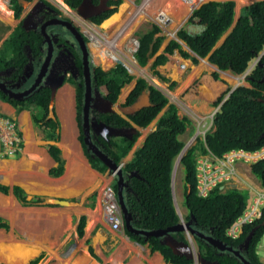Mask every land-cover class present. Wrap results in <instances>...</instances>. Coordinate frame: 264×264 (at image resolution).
Returning <instances> with one entry per match:
<instances>
[{
	"label": "trees",
	"instance_id": "16d2710c",
	"mask_svg": "<svg viewBox=\"0 0 264 264\" xmlns=\"http://www.w3.org/2000/svg\"><path fill=\"white\" fill-rule=\"evenodd\" d=\"M80 1L66 0L71 7L77 6ZM120 2L121 0H107L108 4L114 6L93 16L92 21L96 24L101 22L116 10ZM234 2V0H208L201 3L192 10L186 23L177 30L176 35L184 40L197 55L208 54L209 60L219 68L241 74L245 71L249 60L264 47V0H254L244 6L224 40L212 49L219 37L231 25ZM14 8L18 15L21 7L17 0H14ZM188 25L198 26V29L187 28ZM24 36L31 39L32 46L40 38V34L35 32L24 35V30L18 28L12 40L15 44L17 40L20 43ZM137 38L139 45L135 50V58L140 65H144L148 58L158 51L165 34L161 33L157 23L151 22L145 31L138 32ZM175 48L183 57H190L193 62L198 61V57L183 49L181 43L175 38L169 39L164 51L171 53ZM19 50L20 52L18 51L10 61L4 62L16 61L15 74L19 73L25 61V54L21 49ZM166 59L167 55L164 52L158 53L150 65L151 68H155ZM1 62L3 60L0 58ZM95 72L98 82L106 84L107 96L113 101L117 98L120 88L134 77L121 63L115 64L108 70L98 66ZM153 72L160 79L168 80L158 70L153 69ZM246 81L249 85L239 84L230 90L231 85L225 79L221 78L217 72H211L204 78L196 79L181 94L184 100H188L201 112L211 111L220 104L214 115V129L206 133V146L201 139H198L187 148L180 159L184 166V203L189 211L186 217L189 218L192 214V226L198 231L193 235V241L200 256L216 264L244 263L234 252L213 245L206 235L220 238L226 245L239 247L241 254L250 262L264 264L257 247L264 234V208L260 216L243 224L239 235L233 238L226 234V229L245 208L246 189L233 187L222 190L218 185L205 196H200L196 192L195 152L197 149L201 152H207L209 149L211 153L221 155L230 148L255 150L264 145V52L247 74ZM174 84L175 81L171 80L168 86L172 87ZM143 90L149 91L151 104L141 107L128 115V118L119 113H109L101 117L107 124L115 127H129L131 122L146 126L166 106L164 113L157 120L156 128L147 134L143 144L134 151L129 161L123 162L121 168L127 183L124 202L130 213L131 225L141 229L167 228L173 226L179 219L172 205L169 183L172 161L184 143L178 135L185 130L190 119L186 116L180 117L174 102H169L168 97L157 86L141 76L136 78L135 85L126 97V103L134 101ZM0 97L5 99L3 95ZM78 97H81V93ZM9 101L17 111L30 107L28 101L17 99ZM29 101L35 104L30 107L34 125L44 132L46 139L57 141L60 137V122L55 112L52 116L49 115L48 87H42L33 93ZM138 134L136 130L131 137H122L119 140L111 138L110 144L101 138L102 143L97 144L113 161L120 163ZM79 139L82 141L83 151L90 165L101 172L105 171L106 164L86 149L82 134ZM46 148L57 162L49 168V174L58 176L63 172L65 162L61 148L56 143H47ZM132 171H137L138 175L131 174ZM251 171L261 184H264V156L251 163ZM0 191L3 193L11 191L23 205H35L42 201L39 194L29 196L18 184L10 186L0 182ZM84 219L85 216L82 215L78 225L79 234L83 232ZM256 225L248 246H242L244 239ZM0 226L8 228L9 224L0 217ZM169 233L179 240L186 241L184 233L180 230H170ZM130 235L140 241L148 240L151 248L159 249L168 261L176 264H195L194 258L174 253L168 245L161 243L157 236L145 237L140 233H130ZM37 258L27 264L35 263Z\"/></svg>",
	"mask_w": 264,
	"mask_h": 264
},
{
	"label": "crops",
	"instance_id": "0c3cea01",
	"mask_svg": "<svg viewBox=\"0 0 264 264\" xmlns=\"http://www.w3.org/2000/svg\"><path fill=\"white\" fill-rule=\"evenodd\" d=\"M38 1L39 0H17V2L20 4L21 7L20 12L17 15L15 13L14 0H0V58L3 60V62L0 63V68L6 67L10 64L13 65V63H15L16 61L8 62V63H4V62L10 61L18 51L20 52L19 49H21L22 52L25 54V61H26L27 54L25 49L27 46L31 48L33 47L31 44V39L27 38L26 36L23 37L20 43H18L19 40L17 39H16L17 43L16 44L14 43L12 39L15 34V31L18 28L24 30V35H26L28 32L29 35L33 32L41 35L40 32L33 29L27 30L22 25L26 16L29 15L28 13L31 11L32 7ZM41 1L42 2L52 1L55 4L62 6L63 13L65 14L72 13L71 15L75 14L73 13L75 9H73V7H71L64 0H41ZM137 1L138 0H121L119 5L120 4L121 6L122 4L124 5L123 8L120 7L121 9H119V11H122L121 19L117 22H113L109 26L104 25L102 27L101 26L102 24L100 23L102 22V20L107 19L112 13H115L117 10L113 11L109 16L105 17L104 19L101 20V22L97 24L92 21L82 20V23H84L85 25L84 28L83 27L82 28L85 29L86 31L88 30L93 31V30H97L95 27L97 25L100 26V29L103 32H105L107 35L109 36L113 35L116 32V30L122 25V23L128 18L130 12L133 10ZM205 1L208 0H192L191 3L184 0H155V4L152 6V11L155 12L153 19L155 18V15L158 10H163L165 15L167 16V24H170L171 26V21L175 19L178 20V22L174 24L175 26L174 25L171 26L174 30V35H172L173 37L171 38L177 39L181 43L183 49L187 50L189 53L193 55H196L198 57V61L193 62L190 57H183L177 48H175L171 53H166L164 51V47L171 38H168V40L164 38L163 42L165 43H163V47L160 50V52L157 51L155 55L152 56L153 58L151 57H150L151 59L148 58L146 64H144V65L148 64L149 67L151 68L150 65L158 53L164 52L167 55V59L163 63H160L156 65L155 68H151V69L152 71L153 69H156L162 75L166 76L168 78V80H165L166 82H168L167 85H169V82L171 80L175 81L174 86L172 87L167 86L172 90L171 97L166 95V92L163 90V87L160 86L157 87L168 97L169 102H174V104L177 106V114L180 117L186 116L190 119V123L186 125L185 130L178 135V137L183 142L186 136H188V138L185 139V144L183 143L182 148L180 149V151L177 153V155L172 161L171 177L169 183L172 205L178 215L179 218L178 221H181V223L184 226V228L180 231L184 233L186 240H187L186 233L187 234L189 233L186 232L185 224L189 219H191L190 224L192 225L193 217L192 214H190L189 218L186 217L188 216L189 211L184 203V196H185L184 166L180 159L182 155L185 154L187 148L192 144H194L198 139H201L204 142V146H206L205 136L208 131L214 129V115L215 112L218 110L220 104L216 105L213 109H211V111L207 110L205 112H201L193 105H191L188 102V100H184L181 97V94L196 79L204 78L205 76L209 75L211 72H217L221 78L225 79L231 85L230 90H232L233 87L239 84L249 85V82L246 81V76L257 63L255 62L257 56L261 57V55L264 52V47H263L262 50H260V52L256 56H254L252 59L249 60L245 71L241 74H236L229 69L219 68L215 63L209 60L208 54L206 56H199L194 51H192L190 47L186 44V42L180 39L176 35V33L177 30L186 23L187 18L191 14L192 10ZM234 1L235 2L233 8V19L231 25L219 37V39L216 41L212 49L217 45H219L224 40L225 36L234 26L237 18L241 14L243 7L254 0H240L241 4L239 7L237 6L238 0H234ZM95 3H97V1ZM110 6H114V5H110ZM75 18H77L76 15ZM141 18L139 16L137 19H141ZM153 19L151 18L147 20H152L155 23H157ZM157 24L160 25L159 23ZM188 27L193 29H198V26L195 25H188L187 28ZM129 31L130 29L127 30L126 36L124 35L122 38L124 37L126 38L129 34ZM161 33L164 34L162 32V28H161ZM125 42L126 41H124L122 44H124ZM54 44H56V42ZM44 46L45 44H43V47ZM24 62H23V66H24ZM102 69L105 70V68L103 67ZM15 71L16 70H14V72ZM21 71L22 68L20 69L19 73ZM241 75H243V78ZM157 78L160 79L158 76ZM64 85L63 87L69 88L67 84ZM63 87H61L60 89H63ZM120 92H121V88L117 95V98L113 101V104L118 103ZM145 92H148L149 94L148 90H145ZM62 94L63 93H61V95ZM70 94L72 95L71 91ZM64 96H61L59 98L61 99ZM72 99H73V95H72ZM176 100L187 106L185 108L186 112L184 111L183 113V110L181 109L180 105L177 104ZM69 104L71 109L70 117L72 115V119L70 118V122L72 125L71 134H69V131L65 130V125H63L64 122L62 123V121H61L62 124L61 137H59L57 141L46 139L44 137V132L40 130L42 132V137L44 138V140H46L45 143L43 144L39 141V138L37 139L32 133V136L30 138L31 141L29 139V141L26 142V139H24V143H23L24 148H22L23 151L18 153L19 155L17 156V158H7L6 164L4 163L5 161L1 163V167L3 168L5 173L7 172V175H9L14 171V169L7 167L6 165L8 164V166L9 165L13 166V164H16V162L21 159L20 160L21 164L25 165L28 168L25 170V173L27 175L26 181L30 186L28 185L24 186L19 181H11V183H9L8 181H4L1 183H5L10 186L13 184H18L21 187H23V189L26 192L28 190L35 192H40L39 190H42L41 191L42 193H34V194H39L42 197V201H43V195L46 194L48 195L47 199L51 202H54V198H59V199H66L69 201V203L66 204V203L54 202L53 206L55 208L46 207L48 209L43 208L42 211H39L38 213L39 215L37 216H32V215L27 217L20 216L19 218L17 214H10V213L8 214L4 206V203L9 201L10 199L9 196L12 192L9 191L7 193H3L2 191H0V217L5 219L9 224L8 228L0 226V264H12L10 261L7 260L8 259L7 255L3 252L4 250L7 249V245L10 243L13 244L14 249L19 248L23 250L32 251L30 256H29V251L27 252L28 255L27 259L25 260L23 258L25 261L22 262L19 261L16 264H27L32 259H35L37 257H38L37 260L33 264H37L38 262L40 263L39 261L41 260L40 257L43 256L44 253H46L45 258L48 261V263L46 262V264H176L166 260L164 255L159 249L156 248L152 249L148 240L140 241L130 235V233H134V232L128 230L125 225L123 212L120 208L116 193L117 178L116 176H112L111 174H106L105 173L106 170L101 172L90 165V162L88 161L87 156L83 152L82 146L79 142L77 136L78 129L74 121L71 102H69ZM58 105L59 107L65 106V103L60 100ZM31 106H35V105H31ZM165 108L166 106H164L146 126H140L133 123V126H135L139 134L136 140L134 141L133 145L131 146V148L126 153V155L122 157L123 162L129 161L133 157L134 151L143 144L147 134L156 128L157 120L159 116L164 113ZM25 110L26 109H21L20 111H17L13 105L9 104L8 101L0 97V113L6 115L9 114V116L13 118H18ZM211 112H213V114L210 116ZM30 115H32V113H30ZM25 117L26 116L24 115L23 118ZM31 120L32 117L30 116V121ZM31 122L33 123V120ZM59 131H60V127H59ZM121 138L122 137L119 136L116 140H119ZM47 143H56L61 148V154L65 159L63 172L58 176H52L49 174V168L56 165L57 162L48 152L46 148ZM30 146L31 149H29ZM207 153H211V151L209 149L207 150V152H201L199 149L196 150L195 168H196L197 157L199 155L207 154ZM252 162L253 161H238L237 164H238V169L240 171V176L238 178H235L233 180H230L228 182L219 185V188L222 190L233 187L246 189L247 201L245 208L249 204L252 198L253 188L261 187L264 185L261 184L259 179L252 173L251 171ZM5 173L3 172V174ZM131 174L138 175L137 171H132ZM114 179L116 180V182H113ZM123 180L125 182L122 190L124 197L126 193L125 189L127 183L125 179ZM196 183H197V179H196ZM107 184H111L113 188L115 184L114 190L121 215V226L118 229L113 228L111 224L108 223L105 219V213L103 209L102 189ZM34 194H31L30 196ZM12 196L13 198L11 199L15 203H19V201L16 199V197L13 194ZM42 201L39 204H35V205L43 206V204H41ZM179 201H181V208L178 205ZM68 204L70 205L68 206ZM12 205L13 204H11V208L13 207ZM77 208L79 212L76 213ZM58 210H60L61 212H59ZM67 213L76 215L75 223L72 225L71 222H69L68 228H67V217H66ZM82 215L85 216L83 232L79 234L78 225ZM12 219L15 220L16 226ZM153 229H163V228H153ZM18 234L24 236L25 238L19 236ZM134 234H138V233H134ZM143 235L145 237L152 236L145 234ZM190 236H191L189 237L190 245L192 247L191 241L193 239V235ZM157 237H159L160 240L164 238V235ZM258 244L259 246L264 247L263 243L261 244L258 243ZM193 253L194 256L191 258L195 259V264L200 263L197 259V253H198L197 249H196V254L194 250ZM11 256L14 257L15 255L11 253Z\"/></svg>",
	"mask_w": 264,
	"mask_h": 264
},
{
	"label": "flooded vegetation",
	"instance_id": "af4514ba",
	"mask_svg": "<svg viewBox=\"0 0 264 264\" xmlns=\"http://www.w3.org/2000/svg\"><path fill=\"white\" fill-rule=\"evenodd\" d=\"M99 1L100 0H97V3ZM108 5L110 6L113 4ZM107 8L109 7L107 6ZM107 8L99 9V11L96 14L94 13L93 16H97L103 13ZM82 12L88 13L93 11L89 6H86ZM73 13L75 14L71 15L63 13L62 6L57 5L52 1L42 2L41 0H39L32 7L31 11L28 13L29 15L26 16L22 25L27 30L33 29L40 32V39L32 48L29 46L26 47L25 50L27 59L24 62V66L22 67V71L20 73L15 74L14 70L16 66H14V63L13 65L10 64L6 67L0 68V94L5 96L6 101H8L11 105L12 103L9 100L14 99H17L19 101L24 100L25 102L28 101L29 106L35 105L34 103L29 101L30 96L33 93L39 91V89L42 87H48L51 93L52 86H55V84L57 83V76L62 75L63 84H61V86H57V88L60 89L64 84H67L69 88L63 87V89H60L56 94L55 102L57 113L58 104L60 101L59 97L61 93L67 91L66 94L70 95L71 91L73 95V116L76 127L78 129V139L81 134L82 140L84 139V127L88 126L90 129L91 139L97 146V143H102L101 138H103L107 143L110 144L111 138L117 139L119 136L109 135L108 133H106V131H104L103 133V131L98 128L97 123H106L101 116L109 113H119L125 118H128V115L130 114L121 113L117 107V104H130L126 103V97L129 92L127 93L124 100L118 102L117 104H111V107H114L117 111L108 110L106 100L110 98L107 96L108 90L106 84L98 82V76L95 72L96 67L100 66L102 68V60L99 61L98 64L95 63V60L93 58L94 54L91 51V46L89 44V35L87 34L86 30L81 27V24L75 20V15L81 20L92 21V18L84 19L81 15L76 13V11H73ZM112 15L113 14H111L106 20H108ZM62 18L72 20L73 23L82 31V33H84V43L81 42L79 44L78 41L75 40V36L74 34H72L71 30L66 28V26L59 22L58 19ZM50 21H53V23L49 24ZM44 28L48 32L55 33L58 37V39L56 40V44L58 47L55 48V59L50 57V59L48 58V41L45 40V36L43 33ZM64 40H67V42H65ZM43 44H45L44 47ZM83 46L88 50V59L86 57V53L84 54ZM105 57L107 59L110 58L111 62L114 61L115 63L116 61L117 63H121L125 66V64L121 60H119V58L113 59L109 54H106ZM28 74L30 75L28 76ZM133 86L131 87V89L133 88ZM26 89H29L30 91L25 94L22 93ZM79 93H81L80 98L78 97ZM69 101L71 102V95ZM105 108L106 110H104ZM85 110H87L86 118L84 116ZM132 125L133 122H131V126ZM119 127L124 128L125 126ZM24 137L27 141V132L25 133V131ZM79 142L82 146V141L80 139ZM86 149L93 155H96L92 149L87 148V145ZM10 260L11 262L15 263L18 258L16 256H11Z\"/></svg>",
	"mask_w": 264,
	"mask_h": 264
},
{
	"label": "built area",
	"instance_id": "2783aa9c",
	"mask_svg": "<svg viewBox=\"0 0 264 264\" xmlns=\"http://www.w3.org/2000/svg\"><path fill=\"white\" fill-rule=\"evenodd\" d=\"M190 2L192 0H184ZM150 0H138L135 4V10L116 32L107 37L97 30H89V40L102 46L105 45L104 52L109 54L113 59L120 57L116 51L115 44L124 35L128 27L133 23L136 16L143 13L145 7ZM157 19L162 22H167V16L163 10H158ZM87 32V31H86ZM134 51L137 49L139 42L138 38L133 39ZM124 54V53H123ZM260 56H257L255 62H258ZM124 63V62H123ZM125 64V63H124ZM126 66V64H125ZM127 67V66H126ZM213 112L210 113V116ZM23 141L19 133L18 122L15 118L0 113V154L3 156H16L22 151ZM264 156V145L255 150H246L244 148H230L221 155L207 153L199 155L196 159V190L200 196L207 195L215 186L238 178L240 171L238 169V161H256ZM123 162L118 163V166L112 170L111 175L116 176ZM103 209L105 219L115 229L121 226V215L115 190L111 184H107L102 189ZM264 208V185L253 188V195L249 204L236 217V219L227 227L226 234L230 237H237L242 229L243 224L250 222L260 216Z\"/></svg>",
	"mask_w": 264,
	"mask_h": 264
},
{
	"label": "rangeland",
	"instance_id": "374dc122",
	"mask_svg": "<svg viewBox=\"0 0 264 264\" xmlns=\"http://www.w3.org/2000/svg\"><path fill=\"white\" fill-rule=\"evenodd\" d=\"M138 2V1H137ZM136 2V3H137ZM155 4V0H150V2H149V4L145 7V9H144V11H143V13H140V14H138L137 16H136V18L134 19V21H133V23L128 27V29L127 30H129L130 29V31H129V34H128V36L126 37L127 38V40H126V38L124 37V38H122L124 35L126 36V34H127V31L124 33V35L121 37V39L120 40H118L117 41V43L115 44V49H116V51H117V53L120 55V57L118 56V58H119V60H121L122 62H124L125 64H126V66H127V69L129 70V72L131 73V74H134V78L130 81V82H128V83H126L125 85H123L122 87H121V92H120V95H119V99H118V102H120V101H122V100H124L125 99V97H126V94L128 93V91L131 89V87L133 86V84H134V81H135V79H136V77L137 76H141V77H144V78H146V80L149 82V83H151V84H154L155 86H160V87H163V90L166 92V95L167 96H169V97H171V95H172V90H171V88H169V87H167L168 85V82H166L165 80H160V79H158L157 78V76L153 73V71H152V69L149 67V65L147 64V65H140L138 62H137V60H136V58H135V51H134V44H133V39H135V38H137L138 37V34H137V32H139V31H143V30H145L146 28H148L149 26H150V23H151V21L152 20H147V19H153V17H154V14H155V12H153L152 11V6ZM240 4H241V1L240 0H238L237 1V6L239 7L240 6ZM120 7H121V4L119 5L118 4V6H117V11L116 12H118L119 11V9H120ZM135 7H136V5L134 6V8H133V10L130 12V14L132 13V12H134V10H135ZM151 11V12H150ZM115 12V13H116ZM158 12V11H157ZM69 14H72V13H69ZM114 15V14H113ZM140 16V18H141V16H142V18L141 19H137L138 17ZM75 20L78 22V23H80L81 24V27H83L84 28V23H82V20L80 19V18H75ZM106 20V19H105ZM105 20H102V22L100 23V24H102L101 26L103 27L104 25H106V23H104L105 22ZM146 20V21H145ZM153 20H155L157 23H159L160 25L159 26H161V28H162V32L165 34V38H166V40H168V38H171V37H173L172 35H174V30H173V28L170 26V24H167V22L165 23V22H162V21H160V20H158L157 19V13H156V16H155V18L153 19ZM87 21H90V20H87ZM118 20H116V22H117ZM140 21V22H139ZM152 22H154V21H152ZM106 26H109V23L106 25ZM96 27V29L97 30H99L100 29V26H95ZM99 29H98V28ZM132 30H133V32H132ZM100 32H101V34H103V35H105V36H107V37H110L109 35H107L105 32H103L101 29L99 30ZM87 33L89 34L90 32H89V30L87 31ZM173 33V34H172ZM124 41H126L124 44H122ZM164 41V40H163ZM163 43H165V42H162V44L160 45V48L158 49V52H160V50L162 49V47H163ZM89 44H90V46H91V51L93 52V58H94V60H95V63L96 64H98L99 63V61H101L102 60V67L103 68H105V69H109L111 66H115V64L117 63L116 61H115V63H114V61H112V63H111V61H110V58L109 59H107L106 57H105V53H104V47H105V45L104 44H102V46H99L98 44H96V43H94L92 40H89ZM184 46H186V45H184ZM124 53V54H123ZM99 55V56H98ZM103 57V58H102ZM151 58H153V57H151ZM150 58V59H151ZM251 63H252V60H251ZM250 63V64H251ZM242 76V78H243V75H241ZM242 80V79H241ZM144 92H145V90H143ZM58 92V91H57ZM66 92L67 91H65V92H62L63 94L62 95H65L66 97H68V100H70V95L69 94H66ZM57 94V93H56ZM61 95V96H62ZM60 96V97H61ZM56 99V98H55ZM71 99H72V95H71ZM172 100V99H171ZM64 101H67V100H64ZM177 101V100H176ZM68 103V102H67ZM55 104H56V102H55ZM177 104H179L180 105V107H181V109L183 110V113H184V111L186 112V110H185V108L187 107L186 105H184V104H182V103H180V102H178L177 101ZM61 107H64V106H60L59 107V105H58V108H59V110H60V117L63 115L62 114V111H63V109L61 108ZM26 110L21 114V116H19L18 118H15V120L18 122V126H19V131H20V134H21V137H22V141H23V143H24V139H25V137H24V131H23V127L25 128V131L27 130L28 132V134H29V138L27 137V141H29V139L31 138V136H32V133H33V135L38 139L39 138V141L41 142V143H45V141L46 140H44V138L42 137V132L40 131V129L38 128V127H36L35 125H33V123L30 121V113H32V111H31V109L30 108H25ZM70 114H71V111H70ZM9 115V114H8ZM26 116L27 117V119H26V117L25 118H23V116ZM62 119V118H61ZM24 122V123H23ZM69 125V126H68ZM65 130H67V131H69V134H71L72 133V125H71V122H70V120H69V122L67 123V125H66V129ZM60 131H61V127H60ZM68 134V133H67ZM188 138V136H186L185 137V139H187ZM185 139H184V144H185ZM26 141V142H27ZM30 141H31V139H30ZM31 144V143H30ZM24 148V147H23ZM29 149H31V146L29 147ZM23 151V150H22ZM7 158H17L16 156H3V155H1L0 154V182H4V181H8L9 183H11V181H19L20 183H22L24 186H30L28 183H27V181H26V177H27V175H26V173H25V170L26 169H28L25 165H22L21 164V159L20 160H18L17 162H16V164H13V166H11V165H9L8 166V164L6 165L7 167H10V168H12V169H14V171L11 173V174H9V175H7V172L5 173V171L3 170V168L1 167V163L3 162V161H5V163H6V160H7ZM20 161V162H19ZM13 163H15V162H13ZM28 164V163H27ZM3 172L5 173V174H3ZM113 182H116V180L114 179V181ZM40 192H35V191H31V190H28L27 191V193H28V195L30 196L31 194H34V193H42L41 191L42 190H39ZM47 196L48 195H46V194H44L43 195V201H42V203L41 204H43V206H38V205H32V206H29V205H26V206H23L20 202L19 203H15L11 198H13V196H12V193L10 194V196H9V198H7V199H9V201L8 202H5L4 203V206H5V208H6V210H7V212H8V214L10 213V214H17V216L20 218V216H23V217H27V216H30V215H32V216H37V215H39L38 213H39V211H42V209L43 208H46V207H49V208H51V207H53V208H55L53 205H54V202H51V201H49L48 199H47ZM11 204H13L12 206V208H11ZM71 204V203H70ZM70 204H68V206L70 205ZM45 205V206H44ZM178 205H179V207L181 208V201H179V203H178ZM78 207V206H77ZM46 209H48V208H46ZM77 211H76V213L77 212H79V210H78V208L76 209ZM59 212H61L60 210H58ZM102 213H103V211H102ZM66 217H67V228H68V224H69V222H71V224L73 225L74 223H75V220H76V215H74V214H70V213H67L66 214ZM13 220V222H14V224H15V226H16V222H15V220L14 219H12ZM20 225V224H19ZM21 226V225H20ZM19 236H21L20 234H18ZM29 235V234H28ZM21 237H24V236H21ZM25 238V237H24ZM259 243L261 244V243H263L264 244V234L261 236V238H260V241H259ZM191 244H192V249L195 251V254H196V245H195V242L193 241V239H192V241H191ZM257 247H258V253H259V256H261V259L264 261V247H262V246H259V244L257 245ZM27 251H29V250H27ZM6 255H7V260L8 261H10L11 262V257H10V253H8L6 250H4L3 251ZM31 252L32 251H29V256H30V254H31ZM44 253V252H43ZM27 257H28V255L26 254L25 255V257H24V259L26 260L27 259ZM46 253H44L43 254V256H41L40 257V259L41 260H39L40 261V263L39 264H46V262L48 263V261L46 260ZM20 260V259H18L15 263L14 262H11L12 264H16V263H18L19 261H25V260ZM37 263V264H38Z\"/></svg>",
	"mask_w": 264,
	"mask_h": 264
},
{
	"label": "water",
	"instance_id": "95a60500",
	"mask_svg": "<svg viewBox=\"0 0 264 264\" xmlns=\"http://www.w3.org/2000/svg\"><path fill=\"white\" fill-rule=\"evenodd\" d=\"M86 6H89L93 12H88V13L82 12ZM107 6L113 7V6H109L107 4V0H100L98 3H95L92 0H81L80 3L76 7H73V9H75L76 12L79 15H81L84 19H86V18L91 19L94 13L96 14L99 11V9L107 8ZM58 20L64 26H66V28L71 30L72 34H74V36H75V40L78 41L79 44L81 42L84 43V37H83L84 33H82V31L73 23L72 20L65 19V18L58 19ZM52 23H53V21H50V24H52ZM43 33L45 36V40L48 41V47H47L48 58L53 57V59H55V56H56L55 55V48H57L58 46H57V44H54V43L56 42L57 36L55 33L48 32L45 28L43 29ZM64 41L67 42V40H64ZM83 49H84V54L86 53V57H87L88 50L84 46H83ZM87 59H88V57H87ZM30 74H28V76ZM57 78H58L57 83L55 84V86H52V89H51V93H50L51 98H50V102H49V108H50V115H53V112L56 113V115L60 121V127L62 128L61 120H60L58 113H57V110H56L55 98H56V93L59 90L57 88V86H59V85L61 86V84H63V78H62V75L57 76ZM29 91H30L29 89H26L22 93L25 94V93H28ZM106 104H107L108 110L117 111L114 107L113 108L111 107V104H113V101L111 99H107ZM149 104H150V101H149L148 92L142 91L132 103H130V104L118 103L117 107L121 113L132 114L135 111H137L138 109H140L142 106L149 105ZM71 108L73 109L72 101H71ZM104 110H106V108ZM86 114H87V110L84 111L85 118L87 116ZM70 118L72 119V115ZM97 125H98V128L103 131V133H104V131H106V133H108L109 135L131 137L132 133H134L136 131V128L133 125L130 127H124V128L115 127V126L106 124L104 122L97 123ZM60 137H61V131H60ZM83 138H84L83 141L87 145V148L92 149L93 152L97 155V157L100 158L106 164L107 168H106L105 173L111 174L112 170L118 166V163L113 161V159H111L106 153H104L93 142V140L91 139V136H90V129L88 126L84 127V137ZM116 178H117L116 193H117V198H118L120 208L123 212L126 228L128 230L134 232V233H142L145 235H155V236H163L164 235V238L160 239V241L162 243L169 245L174 253H176L178 255H185L188 258L193 257L194 253H193L192 247L190 245V238L189 237H191L190 235H194L198 231H197V229L193 228V226L190 224L191 219H189L185 224L186 232L189 233V236H186V238H187L186 241L176 239L175 237H173L169 233L170 230H182L184 228V226L181 223V221H177V223H175L173 226L163 228V229H140V228L133 227L129 221L130 214L127 211V208H126V205L124 202L123 193H122V190H123V187L125 184V182L123 180L124 175H123L122 168H119V170L116 174ZM54 202L66 203V204L69 203L68 200L59 199V198H54ZM256 227H257V225L254 226L251 229V231L248 233V235L246 236V238L244 239V241L242 243V246H244V247L248 246L249 240L251 239V236L254 233ZM206 238L215 246L222 248V249L230 250V251L234 252L236 255H239L244 264H254V263L250 262L249 260H247L244 257V255L241 254L239 247L237 248V247H233L232 245H226V243L223 242L220 238L213 237L210 235H206ZM242 246H240V247H242ZM197 259L202 264H216V262H211L209 260L204 259V257H201L199 253H197Z\"/></svg>",
	"mask_w": 264,
	"mask_h": 264
},
{
	"label": "bare ground",
	"instance_id": "6f19581e",
	"mask_svg": "<svg viewBox=\"0 0 264 264\" xmlns=\"http://www.w3.org/2000/svg\"><path fill=\"white\" fill-rule=\"evenodd\" d=\"M128 5V4H127ZM122 8L124 7V5L122 4V6H121ZM121 9V8H120ZM123 10V9H122ZM185 10V9H184ZM151 12V11H150ZM125 13V12H124ZM133 13V12H132ZM114 15H112L108 20H106L105 21V23H106V25L109 23V25L110 24H112L113 22H116V20H120L121 19V14H122V11H118V12H116V13H113ZM156 16V15H155ZM140 22V21H139ZM176 22H178V20H173V21H171V26H173ZM105 25V26H106ZM175 26V25H174ZM176 28V27H175ZM173 34V33H172ZM103 58V57H102ZM112 63V62H111ZM62 96H64V95H62ZM60 99V98H59ZM61 101H63L64 103H65V106L62 108L63 109V111H62V116L60 117V119H61V121H62V123H63V125H65V129H66V125H67V123L69 122V120H70V111H71V109H70V104H69V100H68V97H62L61 99H60ZM64 100H67V101H64ZM66 102H68L67 104H66ZM60 105H63V104H60ZM57 109V108H56ZM58 114H59V116L61 115L60 114V110H59V108H58ZM24 123V122H23ZM69 126V125H68ZM23 130L25 131V128L23 127ZM28 130V129H27ZM25 131V133L26 132H28V131ZM27 137L29 138V134L27 133ZM5 163V162H4ZM6 164V163H5ZM186 236H189V234H187L186 233ZM17 247V246H16ZM20 247V246H19ZM26 247V246H25ZM6 251L8 252V253H10V257H11V253L12 254H14L18 259H23L24 257H25V255L27 254V250H23V249H19V248H16V249H14L13 248V245L10 243V244H8L7 245V249H6Z\"/></svg>",
	"mask_w": 264,
	"mask_h": 264
},
{
	"label": "clouds",
	"instance_id": "9594fccd",
	"mask_svg": "<svg viewBox=\"0 0 264 264\" xmlns=\"http://www.w3.org/2000/svg\"><path fill=\"white\" fill-rule=\"evenodd\" d=\"M123 162V161H122Z\"/></svg>",
	"mask_w": 264,
	"mask_h": 264
}]
</instances>
